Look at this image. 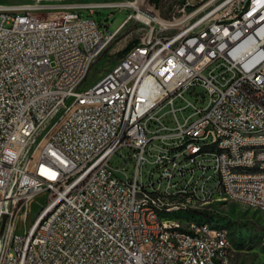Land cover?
Returning <instances> with one entry per match:
<instances>
[{
    "label": "built area",
    "instance_id": "obj_1",
    "mask_svg": "<svg viewBox=\"0 0 264 264\" xmlns=\"http://www.w3.org/2000/svg\"><path fill=\"white\" fill-rule=\"evenodd\" d=\"M121 7L0 5V264H188L189 254L200 264L222 254L223 264L232 250L223 232L195 225L179 239L187 254L175 256L152 239V232L175 236L166 234L174 218L146 210L137 219L136 205H183L161 204V196L223 190L264 207V176L222 173L223 164L264 167V154L251 155L250 141L258 140L224 134L226 125L264 126V0H178L167 17L136 10L112 33L81 15ZM128 28L138 35L132 47L88 82ZM124 78L139 80V88L129 91ZM187 109L191 115L180 121L176 113ZM185 133H195L185 150L158 145V137ZM203 137L230 144L235 154L191 156ZM164 152L170 165L161 163ZM149 159L158 178L152 172L144 182ZM130 164L133 174L124 169ZM213 170L219 184L188 182L189 173ZM76 179H84L80 190H73ZM163 181L171 182L169 193L160 192ZM38 195L45 204L20 235Z\"/></svg>",
    "mask_w": 264,
    "mask_h": 264
},
{
    "label": "bare ground",
    "instance_id": "obj_2",
    "mask_svg": "<svg viewBox=\"0 0 264 264\" xmlns=\"http://www.w3.org/2000/svg\"><path fill=\"white\" fill-rule=\"evenodd\" d=\"M126 4V3H125ZM130 7H135L136 3H127ZM139 17L146 20L147 18L141 14ZM124 87H129V91H136L139 88V80L134 78H124ZM203 133H210V126H203ZM224 134H233L239 137L240 141H250L251 155L264 154V126H252L243 129L240 125H226L224 126ZM195 141V133H185L181 137L161 136L158 137V145L166 146L172 152H180L185 150L190 143ZM217 151L222 155L235 154V147L227 143H222L221 140H216L212 137H203L199 142L191 147V156H198L202 153ZM161 163L163 165H170L171 152H164L161 155ZM223 174L238 175V176H264V167L260 164H241L230 165L223 164ZM204 180L207 185H216L220 183V170H213L210 176H205V172H195L188 174V182H197ZM84 187V179H76L73 183V190H80ZM171 190V182L168 181L167 185L162 188L160 192L169 193ZM221 201L234 202L243 205L246 208L264 212V207L259 203H254L250 200H241V203L235 197H230V192L223 190L211 191L206 194L194 195L192 191L181 190L179 197L161 196V204H183L168 207L158 208V203H145L136 205L137 219L146 218V210H153L154 216H159V219H173V224L166 227V234L175 235L170 237H161V232H152V239L158 241L160 247H168L173 251L175 256H183L187 254V245L180 244L179 239H187L188 231H195V225L208 226L210 233H224V238L230 244L231 240L226 228L213 221L209 215L213 209L212 205ZM185 205V206H184ZM189 211H198L199 216L186 218ZM199 218V219H196ZM185 223V228L184 227ZM232 248V247H231ZM214 263L222 264V254H214ZM188 264H200V256L197 254L188 255ZM223 264H231V257L223 260Z\"/></svg>",
    "mask_w": 264,
    "mask_h": 264
},
{
    "label": "rangeland",
    "instance_id": "obj_3",
    "mask_svg": "<svg viewBox=\"0 0 264 264\" xmlns=\"http://www.w3.org/2000/svg\"><path fill=\"white\" fill-rule=\"evenodd\" d=\"M118 3L121 4L119 9H100L93 11L89 14L87 11L82 12V17H88L95 20L98 23L101 30L104 32L112 33L119 24L129 14L134 15L140 10H149L160 17H166L171 7L178 0H156L157 3L152 0H0V5H16V4H35L40 3L44 5H50L55 3ZM135 2V7H130L127 3ZM126 3V4H125ZM42 16L54 10H39ZM133 28H128L118 41L113 43L106 51V53L98 59L94 64L89 80L93 81L94 78L104 74L110 70L120 58L118 53L122 51L126 46L135 41L138 37L133 32ZM123 47V48H122ZM196 91H199L197 88ZM186 100L195 102L191 95H186ZM186 103L181 101L175 104V108L184 106ZM169 108H164L160 113H165ZM190 109L184 110L183 112H177V117L180 121L183 118L191 115ZM168 116V115H167ZM196 116H192L190 120H194ZM126 154L125 151L122 152ZM116 164H121L122 160L118 157H114ZM152 159H149L143 168V181L149 180V175L154 171V166L151 163ZM124 169L128 170L129 174H133V166L130 164ZM154 173V180L158 178V175ZM168 181H163L160 187L164 188ZM46 195H38L32 202L30 208V214L27 218L26 225L19 224L17 233L22 235L24 231L29 227L30 223L36 218L41 207L45 204ZM212 210L215 213H211L209 217L217 224L227 229L230 240H231V264H264V212L246 208L243 205L221 201L212 205ZM198 211H189L185 216L186 218L197 217ZM199 219V218H196Z\"/></svg>",
    "mask_w": 264,
    "mask_h": 264
},
{
    "label": "trees",
    "instance_id": "obj_4",
    "mask_svg": "<svg viewBox=\"0 0 264 264\" xmlns=\"http://www.w3.org/2000/svg\"><path fill=\"white\" fill-rule=\"evenodd\" d=\"M152 2L157 3L156 0H152ZM132 45H133V42L129 43V44L126 46V48H124L122 51H120V52L118 53V55L120 56V58L123 57V56L127 53V51L132 47Z\"/></svg>",
    "mask_w": 264,
    "mask_h": 264
},
{
    "label": "water",
    "instance_id": "obj_5",
    "mask_svg": "<svg viewBox=\"0 0 264 264\" xmlns=\"http://www.w3.org/2000/svg\"><path fill=\"white\" fill-rule=\"evenodd\" d=\"M200 96L202 97V96H203V94H202V93H200Z\"/></svg>",
    "mask_w": 264,
    "mask_h": 264
},
{
    "label": "crops",
    "instance_id": "obj_6",
    "mask_svg": "<svg viewBox=\"0 0 264 264\" xmlns=\"http://www.w3.org/2000/svg\"><path fill=\"white\" fill-rule=\"evenodd\" d=\"M168 15H169V14H168ZM168 15H167V16H168ZM167 16H166V17H167Z\"/></svg>",
    "mask_w": 264,
    "mask_h": 264
}]
</instances>
